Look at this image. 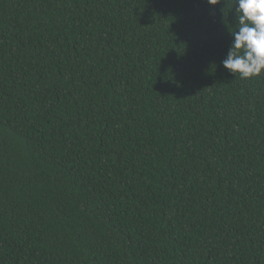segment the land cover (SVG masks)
Wrapping results in <instances>:
<instances>
[{
	"label": "trees",
	"instance_id": "1",
	"mask_svg": "<svg viewBox=\"0 0 264 264\" xmlns=\"http://www.w3.org/2000/svg\"><path fill=\"white\" fill-rule=\"evenodd\" d=\"M235 0H0V264H264V72Z\"/></svg>",
	"mask_w": 264,
	"mask_h": 264
},
{
	"label": "clouds",
	"instance_id": "2",
	"mask_svg": "<svg viewBox=\"0 0 264 264\" xmlns=\"http://www.w3.org/2000/svg\"><path fill=\"white\" fill-rule=\"evenodd\" d=\"M217 5L220 0H207ZM236 31L226 58L225 69L241 79L264 72V0H235Z\"/></svg>",
	"mask_w": 264,
	"mask_h": 264
}]
</instances>
